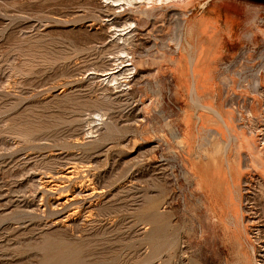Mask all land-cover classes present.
I'll list each match as a JSON object with an SVG mask.
<instances>
[{"label": "rangeland", "instance_id": "374dc122", "mask_svg": "<svg viewBox=\"0 0 264 264\" xmlns=\"http://www.w3.org/2000/svg\"><path fill=\"white\" fill-rule=\"evenodd\" d=\"M0 264H264V0H0Z\"/></svg>", "mask_w": 264, "mask_h": 264}, {"label": "bare ground", "instance_id": "6f19581e", "mask_svg": "<svg viewBox=\"0 0 264 264\" xmlns=\"http://www.w3.org/2000/svg\"><path fill=\"white\" fill-rule=\"evenodd\" d=\"M155 2H165V1H168V0H154ZM110 79L109 80H111L112 79V76L111 77H109ZM240 135V134H239ZM243 139L245 140V138L243 137ZM72 164V163H71ZM77 165V164H76ZM79 165V164H78ZM80 166V165H79ZM83 166V165H82ZM82 166H81V168H82ZM85 166V165H84ZM84 166H83V168H84ZM73 167V166H72ZM76 167V166H75ZM85 169V168H84ZM86 170V169H85ZM69 171V173H70V170H68ZM74 171V170H73ZM76 172H78V171H75V173ZM79 173V172H78ZM62 176H64V174H61ZM57 176V175H56ZM60 177V176H59ZM59 177H58V179H59ZM56 178V177H55ZM68 178H70V176L68 175ZM72 178V177H71ZM57 179V180H58ZM61 179H62V177H61ZM67 179V178H66ZM63 180V179H62ZM69 180V179H68ZM79 181V180H78ZM82 182V181H81ZM83 184V183H82ZM58 186H60V185H58ZM63 186V185H62ZM82 186V185H81ZM77 187V186H76ZM63 188V187H62ZM62 188L60 189V190H62ZM94 188V187H93ZM89 189V188H88ZM80 190V189H79ZM83 190V189H82ZM85 190V189H84ZM68 191V190H67ZM93 191V190H92ZM92 191H89V195L90 194H92ZM95 191V190H94ZM98 192V191H97ZM67 194V193H66ZM66 194H65V196H66ZM99 194V193H98ZM59 195H60V193H59ZM72 195V193H70V196ZM61 196V195H60ZM72 198H73V196H71ZM71 197H70V199L68 200V201H70V200H73V199H71ZM75 198V197H74ZM81 198V197H80ZM86 198V197H85ZM85 198H83V199H85ZM56 199V198H55ZM58 199V198H57ZM67 199V198H66ZM62 200V199H61ZM80 200V199H79ZM78 200V201H79ZM88 200V199H87ZM67 201V200H66ZM89 201V200H88ZM62 202V201H61ZM81 202V201H80ZM84 203V202H83ZM62 205V204H61ZM62 206H64V205H62ZM73 207H75V206H73ZM72 208V207H71ZM76 208V207H75ZM72 211V210H71ZM79 211V210H78ZM74 212V211H73ZM70 213V212H69ZM71 214V213H70ZM67 216H68V214H67ZM71 217V216H70ZM69 219V218H68ZM67 220V219H66Z\"/></svg>", "mask_w": 264, "mask_h": 264}]
</instances>
